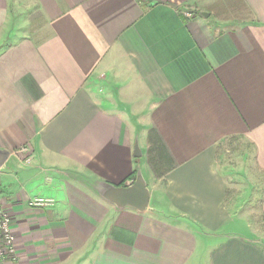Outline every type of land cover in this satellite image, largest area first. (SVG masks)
<instances>
[{"label": "crops", "instance_id": "1", "mask_svg": "<svg viewBox=\"0 0 264 264\" xmlns=\"http://www.w3.org/2000/svg\"><path fill=\"white\" fill-rule=\"evenodd\" d=\"M214 3L0 0L17 249L0 264H264V0H239L249 16L231 28ZM226 144L249 154L247 183ZM134 171L142 211L107 195Z\"/></svg>", "mask_w": 264, "mask_h": 264}, {"label": "rangeland", "instance_id": "2", "mask_svg": "<svg viewBox=\"0 0 264 264\" xmlns=\"http://www.w3.org/2000/svg\"><path fill=\"white\" fill-rule=\"evenodd\" d=\"M226 0H215V5L213 4L211 9L213 10V15L215 17V21L217 22V25L219 26H224L227 28L231 27H236L240 25L242 22L245 21V19L248 18L247 11L241 7L239 0H227V3L225 2ZM35 8H33V16H34ZM35 21H33V24ZM221 24V25H220ZM227 147H230V149H227ZM223 160L225 162H230L231 165L240 167L242 165L243 167L241 168V172L244 175V179L246 178V183L248 180V171H249V166L250 165V157L248 153H245L244 148L240 146L238 149H234L229 145L226 144L225 147H223ZM249 160V163H248ZM247 166V167H246ZM11 168L14 166L10 165ZM248 171H247V170ZM13 171V170H12ZM15 172V171H14ZM261 176H257V180L259 183H263L264 185V173L260 174ZM243 178V176H242ZM253 188V186H252ZM236 193V192H235ZM250 194V191L248 192ZM231 194H234V192H231ZM253 204V203H252ZM258 213L254 217L255 221L258 225V233L260 234L261 238H263L264 241V211H262L260 205V202H257L256 204ZM239 224H235L231 229H237L239 228Z\"/></svg>", "mask_w": 264, "mask_h": 264}, {"label": "water", "instance_id": "3", "mask_svg": "<svg viewBox=\"0 0 264 264\" xmlns=\"http://www.w3.org/2000/svg\"><path fill=\"white\" fill-rule=\"evenodd\" d=\"M9 154V151L0 149V167L3 165ZM134 155L137 157L141 155L138 143H136L135 145ZM107 195L119 205H130L141 211L145 210L149 202V190L140 172H138V175L134 182H132L128 186L118 187L111 185L110 191Z\"/></svg>", "mask_w": 264, "mask_h": 264}, {"label": "built area", "instance_id": "4", "mask_svg": "<svg viewBox=\"0 0 264 264\" xmlns=\"http://www.w3.org/2000/svg\"><path fill=\"white\" fill-rule=\"evenodd\" d=\"M188 15H191L188 13ZM24 150H27L25 148ZM2 186V168L0 167V188ZM51 198H34L31 200L33 206H44L53 204ZM16 237L12 225L10 213L0 203V262L6 259H15L17 255Z\"/></svg>", "mask_w": 264, "mask_h": 264}, {"label": "trees", "instance_id": "5", "mask_svg": "<svg viewBox=\"0 0 264 264\" xmlns=\"http://www.w3.org/2000/svg\"><path fill=\"white\" fill-rule=\"evenodd\" d=\"M131 177H132L133 179H135V177H136V171L133 172V174L131 175Z\"/></svg>", "mask_w": 264, "mask_h": 264}]
</instances>
